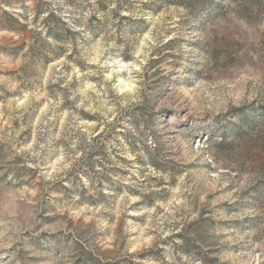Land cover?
I'll return each instance as SVG.
<instances>
[{"label": "rangeland", "instance_id": "obj_1", "mask_svg": "<svg viewBox=\"0 0 264 264\" xmlns=\"http://www.w3.org/2000/svg\"><path fill=\"white\" fill-rule=\"evenodd\" d=\"M216 1L0 0V264H264V0Z\"/></svg>", "mask_w": 264, "mask_h": 264}, {"label": "trees", "instance_id": "obj_2", "mask_svg": "<svg viewBox=\"0 0 264 264\" xmlns=\"http://www.w3.org/2000/svg\"><path fill=\"white\" fill-rule=\"evenodd\" d=\"M126 0H123V2H125ZM156 2H165L168 3L170 5H178L181 6L183 8H186L188 10L191 11L192 15L195 17H198L201 14H204L206 12L212 11L216 8H218V3L216 0H154ZM251 2L257 1V0H250ZM260 1V0H258ZM5 14H8L7 12H5ZM208 14V13H207ZM9 15V14H8ZM125 17V16H123ZM10 21L12 23L15 24H19V25H23L18 19H16L15 17L9 15ZM60 25L63 26V28H65L64 26H66L67 24H65V22L60 21ZM10 27V26H9ZM9 29H14L12 27H10ZM71 28H69L70 30ZM15 31H18L16 29H14ZM51 33V32H49ZM260 122L262 123V125H264V107H260ZM244 126L246 128H250L253 127L252 126V121L247 120L244 123ZM230 133V132H229ZM230 140H228L227 136H224V139H222L219 142V146L220 147H228L231 146V142H229ZM264 187V186H263Z\"/></svg>", "mask_w": 264, "mask_h": 264}]
</instances>
